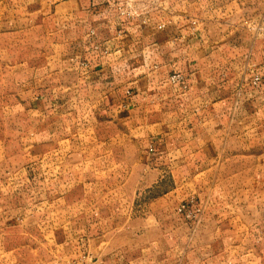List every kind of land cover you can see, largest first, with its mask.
Listing matches in <instances>:
<instances>
[{"label": "crops", "instance_id": "obj_1", "mask_svg": "<svg viewBox=\"0 0 264 264\" xmlns=\"http://www.w3.org/2000/svg\"><path fill=\"white\" fill-rule=\"evenodd\" d=\"M167 8L129 16L120 0H0L3 60L33 106L94 113L86 125L100 127L101 156L129 153L148 171V229L88 221L77 236L84 264H195L205 254L202 264H222L242 249L220 246L237 237L231 217L208 210L190 243L185 210L167 208L190 191L215 208L218 191L237 189L253 141L264 142L254 132L264 127V0H234L224 22L187 3ZM75 187L70 200L87 203L91 186Z\"/></svg>", "mask_w": 264, "mask_h": 264}, {"label": "rangeland", "instance_id": "obj_2", "mask_svg": "<svg viewBox=\"0 0 264 264\" xmlns=\"http://www.w3.org/2000/svg\"><path fill=\"white\" fill-rule=\"evenodd\" d=\"M233 1L120 0V9L134 16L187 3L194 16L225 21ZM196 7L203 11L197 14ZM2 50L0 47V264H84L77 236L90 220H119L121 230L136 235L146 231L151 212L144 165L138 160L133 163L129 153H121L117 159L110 149L107 158V153L101 156L100 127L86 125L98 118L94 113L36 109L32 93L25 94L22 80L12 77V66L3 60ZM68 118L72 122L64 123ZM254 132L264 135V127ZM253 142L252 157L242 160L241 166H246L237 178V189L218 191L215 208H208L207 199L193 191L167 208L169 214L179 216L183 203L194 205L184 213L190 243H197L193 236L211 210L236 221L232 227L237 237H222L220 246L242 249L232 256L222 255V264H264V142ZM76 165L80 167L77 175ZM86 165L87 173L81 174ZM84 183L91 186L87 188L89 201L70 200L71 193L76 197L80 192L75 186ZM222 225L228 230L229 223ZM244 249L251 254L242 255ZM207 258L212 261V255L205 254L194 256L190 263L202 264Z\"/></svg>", "mask_w": 264, "mask_h": 264}, {"label": "built area", "instance_id": "obj_3", "mask_svg": "<svg viewBox=\"0 0 264 264\" xmlns=\"http://www.w3.org/2000/svg\"><path fill=\"white\" fill-rule=\"evenodd\" d=\"M172 78H173V80L175 81V80H179L180 79V75L179 74H174L173 76H172ZM261 79V76L260 75H255V77H254V81L255 82H258L259 80ZM188 203L189 202H187L186 204L185 203H183L180 207H179V210L180 211H186V209H187V206H188Z\"/></svg>", "mask_w": 264, "mask_h": 264}]
</instances>
